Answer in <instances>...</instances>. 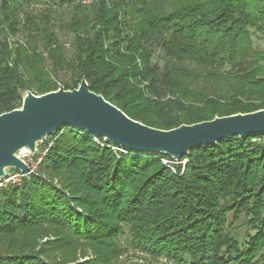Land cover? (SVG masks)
Here are the masks:
<instances>
[{
	"label": "trees",
	"instance_id": "16d2710c",
	"mask_svg": "<svg viewBox=\"0 0 264 264\" xmlns=\"http://www.w3.org/2000/svg\"><path fill=\"white\" fill-rule=\"evenodd\" d=\"M252 28L264 0H0V113L82 77L161 129L264 108ZM94 136L63 124L38 169L0 187V264H123L121 239L151 260L264 264V133L193 147L182 171Z\"/></svg>",
	"mask_w": 264,
	"mask_h": 264
},
{
	"label": "water",
	"instance_id": "95a60500",
	"mask_svg": "<svg viewBox=\"0 0 264 264\" xmlns=\"http://www.w3.org/2000/svg\"><path fill=\"white\" fill-rule=\"evenodd\" d=\"M63 124L88 131L123 150L159 152L178 161L198 145L264 133V108L161 129L129 117L91 91L85 77L72 89L60 84L41 94L25 90L18 107L0 113V180L12 169L33 173L21 154L35 155L39 144Z\"/></svg>",
	"mask_w": 264,
	"mask_h": 264
},
{
	"label": "rangeland",
	"instance_id": "374dc122",
	"mask_svg": "<svg viewBox=\"0 0 264 264\" xmlns=\"http://www.w3.org/2000/svg\"><path fill=\"white\" fill-rule=\"evenodd\" d=\"M69 9H70V7H68V6L67 7H63V8L60 9V11H61L60 13L62 14V18L59 19L60 22L61 21H65V20H67L69 18ZM251 31H252L251 37H252L253 45L256 48H258V49H263L264 50V32L256 31L253 28L251 29ZM59 36H60V38L62 40H65V41H68L69 40L68 35L66 33H64L63 31H61V30H60ZM157 54H158V56H157ZM160 54H161V51L159 49L155 50V55H154V58L153 59L156 60V61H158L160 64H162L161 63L162 62V58H161ZM65 77L66 76L63 75V74H60L59 75V79H64ZM259 139H261V140L264 141V136L261 137V138H255L253 140H259ZM31 157H32L31 155L23 154V158L26 161L31 162L32 160H34V158H31ZM164 159H167L168 160V158H164ZM169 160H171L170 163L172 164L173 169H174V163H181V171L184 169V164H185L186 161H174L173 159H169ZM184 160H186V159H184ZM38 167H39V165L37 166V169H38ZM170 169L173 170L172 168H170ZM10 172L13 173L14 170H12ZM9 183H13V182H9ZM120 244L123 245V247H127V251L123 252L119 256V260H122L123 261V264L129 263V262H132V261H138V262L150 261L152 264H175V263H173L171 261H167L166 259H164L162 257H159V259H156V260H151L150 257H148V255L142 253L141 251L135 250L130 245H128L124 241V239H121L120 240ZM88 257L89 256H86V257H84V259L85 258H88Z\"/></svg>",
	"mask_w": 264,
	"mask_h": 264
},
{
	"label": "built area",
	"instance_id": "2783aa9c",
	"mask_svg": "<svg viewBox=\"0 0 264 264\" xmlns=\"http://www.w3.org/2000/svg\"><path fill=\"white\" fill-rule=\"evenodd\" d=\"M81 3H84V4H88V3H90L92 0H79ZM75 131H77L78 133H80V134H84L81 130H76V129H74ZM94 138V140L97 142V143H99L100 145H102V146H108V147H111L112 149H118V150H121V151H123V152H125V153H130V151L129 150H123V149H120L118 146H116V145H111V144H105L104 143V141H105V139H103V138H99L98 136H94L93 137ZM51 143H52V141H49L48 142V144L46 145V146H44V148L41 150H39V148L37 149V151H36V153H35V155H31L32 157L31 158H34V160H32L31 162H29V161H26L23 157H22V155H21V157L28 163V165L33 169V170H36L37 169V166L40 164V162H41V160H42V157L44 156V154H45V152L48 150V148H49V146L51 145ZM26 154H28V153H26ZM28 155H30V154H28ZM162 160V162L167 166V167H170V168H172L173 169V166H172V164L170 163L171 162V160H167V159H164V158H162L161 159ZM183 161H186V160H183ZM174 170V169H173ZM175 171V170H174ZM28 173H24V174H22V173H20L19 171H17V170H14V172L13 173H11V172H9V175L7 176V177H5V178H3V179H1L0 180V187L1 186H3V185H5V184H7V183H9V182H17V181H20V179H21V177H23V176H26Z\"/></svg>",
	"mask_w": 264,
	"mask_h": 264
},
{
	"label": "bare ground",
	"instance_id": "6f19581e",
	"mask_svg": "<svg viewBox=\"0 0 264 264\" xmlns=\"http://www.w3.org/2000/svg\"><path fill=\"white\" fill-rule=\"evenodd\" d=\"M26 154V153H25ZM22 155V157H23V154H21Z\"/></svg>",
	"mask_w": 264,
	"mask_h": 264
}]
</instances>
